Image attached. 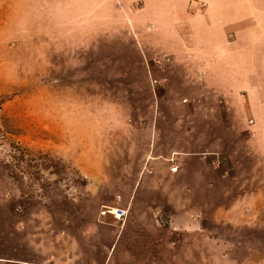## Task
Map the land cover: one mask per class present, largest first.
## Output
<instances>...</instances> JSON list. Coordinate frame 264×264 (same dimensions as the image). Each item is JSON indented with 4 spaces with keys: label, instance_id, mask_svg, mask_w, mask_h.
<instances>
[{
    "label": "rangeland",
    "instance_id": "374dc122",
    "mask_svg": "<svg viewBox=\"0 0 264 264\" xmlns=\"http://www.w3.org/2000/svg\"><path fill=\"white\" fill-rule=\"evenodd\" d=\"M199 39L230 42L228 74L178 77ZM151 139L162 168L199 148L212 191L151 190ZM151 205L148 264H264V0H0V264H137L111 230Z\"/></svg>",
    "mask_w": 264,
    "mask_h": 264
},
{
    "label": "crops",
    "instance_id": "0c3cea01",
    "mask_svg": "<svg viewBox=\"0 0 264 264\" xmlns=\"http://www.w3.org/2000/svg\"><path fill=\"white\" fill-rule=\"evenodd\" d=\"M154 2V1H153ZM157 14V12H155ZM153 13V14H155ZM155 14V15H156ZM158 17H160L158 15ZM212 23V19H207L204 18L200 21L199 23V27L196 25L195 26V31L199 30L202 31L203 33L207 31L208 26ZM150 24H152L150 21L147 20L146 25H148V28H150ZM196 24V22H195ZM164 29H166V27H162ZM194 31V32H195ZM199 37L201 35L200 32H196V34H192V37L194 36L195 38L197 36ZM205 35H203L204 37ZM200 41L198 42H192V43H188V49H189V54H183L181 53L182 47L187 48V45L185 44V42L181 41L180 44H177V47L174 48L173 53L174 56L176 57V59L173 60L175 62H178L179 64H182L183 69L185 68V64H189V71L191 72L190 74H180L178 75V77L180 78H194V79H198V78H202V77H206L208 74H211V72H216L217 73V77H223V74H228L229 73V62H230V56L228 54V49L230 46V42L225 40L217 43V44H207L205 42L204 39H199ZM200 42V43H199ZM239 47V45H238ZM191 52V53H190ZM239 56V55H237ZM163 59L161 60H156L159 61V63H165L166 61H172L170 59L169 56H162ZM255 61L254 60V56H251L250 58H248V61ZM147 62V60H145ZM149 62H152V60H149ZM185 65V66H184ZM162 68V70H165L164 65L160 66ZM182 70H179L178 72H180ZM184 72V70H183ZM253 75H255V73H253ZM162 78H166V76L164 75ZM211 89L213 88H207V87H202L200 88V94H204L207 91H211ZM218 89V88H216ZM219 90V89H218ZM196 102L197 100L199 102H201L202 100L200 98H195L194 99ZM153 138H154V134H153ZM152 143H151V147H150V151H149V156L145 157L144 160V166H146L144 168L145 169H149V172L146 173H150L153 177H155L156 181L159 180H164L166 182L169 183H157L155 182L154 185H150V189L154 190L157 188L160 189L159 191H165V187L166 186H172L171 191H175L178 193H182L185 192L186 190L191 191L192 193L194 192H199L200 193H209L212 191L211 188H209L208 184H204L201 183L199 181V175H201L200 173V167H204L206 166V163L204 162V159L202 158V152L199 148L193 149L192 151H182V150H172L171 151V156L173 160H176L175 163L178 166V173H169L168 172V167H160V161L158 159V157L160 158L159 155L154 154V139H151ZM200 150V151H199ZM201 152V153H199ZM200 157H199V154ZM184 172L186 173L187 181H181V173ZM175 181V182H173ZM137 185H141V184H137ZM132 201H135V199H131ZM158 202V200H157ZM189 205L185 204L186 207L190 208L194 204L193 202H188ZM155 206H159L158 204H156ZM153 207V205H151V207H149V214H150V210ZM126 217L124 220L127 223L125 224H132L133 226H137V224H142L141 220L142 218H140V213H136L133 212V214H129L128 209L126 208ZM127 212H128V216H127ZM124 215V216H125ZM116 221V220H115ZM114 221V222H115ZM148 222L151 224V228L155 229V231H153V229L149 230V231H144L141 230V228H138L139 230L136 231H125L122 229H116V230H111V238H110V242H109V247H108V251L110 256H112L113 254H130V250H132L131 252L134 255H140L142 256L140 258V260H137V264H148L149 261H147V259L144 257L145 255H149L152 254L153 252L155 253H159L158 252V248L160 246L159 244V235L156 232L157 228H159V224L155 221V218L150 214V217H148ZM187 223V222H186ZM189 225H193V224H189ZM143 227V226H142ZM169 227H171L172 229L174 228V221L169 222ZM193 227V226H191ZM191 227H189L191 229ZM161 228V226H160ZM143 229V228H142ZM161 232H164V230L161 229ZM127 239L131 240V245L129 247H125L122 244V241H125Z\"/></svg>",
    "mask_w": 264,
    "mask_h": 264
},
{
    "label": "built area",
    "instance_id": "2783aa9c",
    "mask_svg": "<svg viewBox=\"0 0 264 264\" xmlns=\"http://www.w3.org/2000/svg\"><path fill=\"white\" fill-rule=\"evenodd\" d=\"M218 163V161L216 162ZM178 166L175 162H173L170 166H168V172L169 173H177L178 172ZM144 171L149 172V169H145ZM115 208L116 212L111 213V207H106L103 211V213L110 214L114 219H121L122 216L126 214V210L122 207H112Z\"/></svg>",
    "mask_w": 264,
    "mask_h": 264
}]
</instances>
